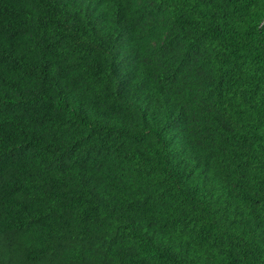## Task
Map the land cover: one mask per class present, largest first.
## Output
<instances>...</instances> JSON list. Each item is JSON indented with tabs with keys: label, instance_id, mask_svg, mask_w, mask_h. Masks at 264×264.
<instances>
[{
	"label": "trees",
	"instance_id": "1",
	"mask_svg": "<svg viewBox=\"0 0 264 264\" xmlns=\"http://www.w3.org/2000/svg\"><path fill=\"white\" fill-rule=\"evenodd\" d=\"M0 264H264V0H0Z\"/></svg>",
	"mask_w": 264,
	"mask_h": 264
}]
</instances>
